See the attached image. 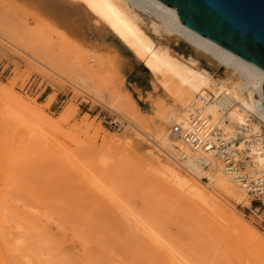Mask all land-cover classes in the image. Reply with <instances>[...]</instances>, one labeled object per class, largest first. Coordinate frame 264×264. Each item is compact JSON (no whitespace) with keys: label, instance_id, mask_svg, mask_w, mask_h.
Here are the masks:
<instances>
[{"label":"rangeland","instance_id":"1","mask_svg":"<svg viewBox=\"0 0 264 264\" xmlns=\"http://www.w3.org/2000/svg\"><path fill=\"white\" fill-rule=\"evenodd\" d=\"M35 1L0 0V83L4 85L0 87V141L3 130L15 128L13 117H31L33 111L37 129L49 146L54 145L50 150L45 145L29 148L23 153L28 158L26 166L17 171L18 187L12 197L35 216V228L26 227L8 213L3 218L9 233L15 232L10 227L16 223L28 233L23 236L27 244L22 255L33 264H173L149 238L125 230L120 208L67 167L54 153L59 149L72 151L101 179L98 185L119 197L121 208L149 221L165 241L195 262L264 264L256 246L242 239L233 222L217 208L200 205L160 182L157 167L168 160L152 136L131 128L126 117L108 109L99 98V94L105 96L114 90L127 92L143 114L148 135L159 125L169 131L170 123L155 120L154 114L159 107L168 108L170 101L155 88L143 65L134 57L125 65L117 56L105 53L104 41L121 43L89 14L69 12L58 4L47 10ZM144 21L147 35L157 45L167 47L175 57L196 58L182 41L167 42L156 36L150 26L152 18L144 16ZM6 36L16 43L5 41ZM30 54L70 77L85 74L91 90L76 89ZM196 59L215 78L222 75L221 69L205 59ZM12 94L28 108L21 107ZM42 116L48 121L40 120ZM116 119L124 122L120 130L114 125ZM21 133L28 134L20 127L15 134L8 133L13 135L9 139L15 141ZM14 145L13 149L18 146ZM10 152L0 150V186L17 157ZM229 203L233 213L264 233L263 208L255 212L258 206L251 198L247 207Z\"/></svg>","mask_w":264,"mask_h":264},{"label":"bare ground","instance_id":"2","mask_svg":"<svg viewBox=\"0 0 264 264\" xmlns=\"http://www.w3.org/2000/svg\"><path fill=\"white\" fill-rule=\"evenodd\" d=\"M35 3L40 8L44 7L47 10L58 4L69 12H85L103 24L143 65L154 79L155 88L161 90L170 101L168 108L159 107L155 111V120L169 123L184 121L188 104L196 96H205L207 92H211L215 96L229 94L240 103L242 111L233 109L229 114L231 122L243 123L247 118L246 114L249 113L264 118V114L260 111V104L264 100L262 93L264 73L184 28L179 23L176 12L156 0H36ZM144 16L152 18L150 26L156 36L167 42L182 41L193 50L196 58L205 59L214 68L221 69L222 75L215 78L211 72L200 66V62L196 58L175 57L170 49L157 45L145 31ZM3 39L11 44L16 43L11 37L6 36ZM30 56L44 63V60L39 56L35 54H30ZM44 66L58 77L70 82L76 89L91 90L85 74L79 73L75 78L53 65L44 63ZM2 86L4 85L0 83V87ZM12 97L21 107L28 108L19 96L12 94ZM99 98L105 102L108 109L126 117L125 121L131 128L139 130L148 138L152 136L159 152L169 161L159 162L157 167L162 184L200 205L217 208L230 222H233L234 229L242 239L256 246V250L262 255L264 261V233L257 231L239 213H233L234 207L229 203L250 206V196L244 189L226 176L215 163H211L208 169L203 170L194 160L197 155L186 144L173 139L169 131L161 125L154 128L153 135H148L146 133L147 123L143 119V114L138 110L129 93H120L114 90L105 96L99 94ZM259 112H261L260 115ZM205 113L209 114L212 120L217 117L213 105H208ZM34 114L35 112L32 111L29 113L31 117L25 115L24 117H13L15 128L3 130L5 135L0 141V150L3 154L10 150L11 156L17 155L10 163L12 169L8 165L12 172L2 177V186H0V264H33L30 258L22 255L24 244H27L24 242L23 236L28 233L21 229L18 223L11 225L10 229L15 232L9 233V228L3 218L8 213L13 218L17 217L16 220H21L20 223L26 227L30 226L29 228L34 229L36 226L33 222L35 216L30 214L29 208L12 197L16 191L15 188L18 187L17 171L26 166L28 161L27 156L23 153L29 148L39 149L45 145L50 150L52 146H49L47 138L41 133L42 131L37 129ZM40 120L48 121L43 116ZM115 122L120 125L124 124L120 119H116ZM20 127L25 128L28 134L21 133L15 141L9 139L13 135L8 133L12 131L15 134ZM225 128L227 131H231L229 127ZM7 136L9 137L7 138ZM14 144L18 145L15 149L12 147ZM54 153L61 158L63 163L67 164V167H71L82 179L97 188L98 192L120 208V215L124 217L123 224L127 232L142 234L149 238L152 244L167 255L173 264H199L165 241L158 232L152 229L149 221L133 210L121 208L117 199L119 197L98 185L101 183V179L92 174L91 169L85 166L72 151L58 149ZM181 154L187 157L185 166H189L198 175L206 176L208 182H200L181 168L175 160L176 156ZM256 159L258 164L264 168V154L256 156ZM220 203L225 204L231 210H227ZM259 211L257 209L255 212ZM12 234L17 237H10ZM82 245L85 251L86 242L83 241ZM14 256L22 258L21 262Z\"/></svg>","mask_w":264,"mask_h":264},{"label":"built area","instance_id":"3","mask_svg":"<svg viewBox=\"0 0 264 264\" xmlns=\"http://www.w3.org/2000/svg\"><path fill=\"white\" fill-rule=\"evenodd\" d=\"M208 105L215 107V120L205 113ZM233 109L242 111L240 103L229 94L215 96L207 92L205 96H196L186 108L184 121L170 122L169 134L197 155L194 160L203 170L215 163L226 176L245 190L251 201L258 206L255 211L264 209V168L256 159V156L264 154V118L249 113L246 114L245 122H231L229 114ZM114 125L117 130L124 127V124ZM175 160L194 178L208 182L206 176L198 175L189 166H185L187 157L184 154L176 156Z\"/></svg>","mask_w":264,"mask_h":264},{"label":"water","instance_id":"4","mask_svg":"<svg viewBox=\"0 0 264 264\" xmlns=\"http://www.w3.org/2000/svg\"><path fill=\"white\" fill-rule=\"evenodd\" d=\"M156 1L174 10L184 28L264 73V0Z\"/></svg>","mask_w":264,"mask_h":264},{"label":"crops","instance_id":"5","mask_svg":"<svg viewBox=\"0 0 264 264\" xmlns=\"http://www.w3.org/2000/svg\"><path fill=\"white\" fill-rule=\"evenodd\" d=\"M102 45L105 46V53L107 51L108 55L117 56L125 65L129 64L132 57H134L133 54L122 43L121 45H117L112 39L104 41ZM134 60H136L135 57ZM133 70V68L130 69V72H133ZM133 84L137 90L141 91V88L139 87L140 85H137L136 81H133Z\"/></svg>","mask_w":264,"mask_h":264}]
</instances>
